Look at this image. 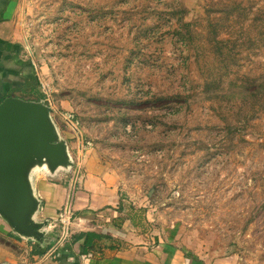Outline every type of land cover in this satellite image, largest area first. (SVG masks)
<instances>
[{
    "label": "rangeland",
    "instance_id": "rangeland-1",
    "mask_svg": "<svg viewBox=\"0 0 264 264\" xmlns=\"http://www.w3.org/2000/svg\"><path fill=\"white\" fill-rule=\"evenodd\" d=\"M0 25V107L42 110L165 242L264 264V0H0Z\"/></svg>",
    "mask_w": 264,
    "mask_h": 264
},
{
    "label": "crops",
    "instance_id": "crops-1",
    "mask_svg": "<svg viewBox=\"0 0 264 264\" xmlns=\"http://www.w3.org/2000/svg\"><path fill=\"white\" fill-rule=\"evenodd\" d=\"M22 71L31 74L18 70L16 78ZM2 76L9 73L0 63ZM4 94L1 83L0 100ZM50 122L44 140L6 145V175L19 193L0 184V264H210L162 240L148 215L138 219L135 210L120 209L119 187L109 181L99 187L89 172L80 178L68 144ZM74 170L68 191L49 183Z\"/></svg>",
    "mask_w": 264,
    "mask_h": 264
},
{
    "label": "water",
    "instance_id": "water-1",
    "mask_svg": "<svg viewBox=\"0 0 264 264\" xmlns=\"http://www.w3.org/2000/svg\"><path fill=\"white\" fill-rule=\"evenodd\" d=\"M39 113L44 112L33 110L14 100L7 101L0 107V184L17 194L19 191L15 182L6 175L5 148L8 143L16 142L19 138L29 143L44 140L45 133L52 131L53 125L47 116ZM57 141L58 139H51L52 144Z\"/></svg>",
    "mask_w": 264,
    "mask_h": 264
},
{
    "label": "trees",
    "instance_id": "trees-1",
    "mask_svg": "<svg viewBox=\"0 0 264 264\" xmlns=\"http://www.w3.org/2000/svg\"><path fill=\"white\" fill-rule=\"evenodd\" d=\"M140 214H142V211H136L137 218L139 217L138 219H142Z\"/></svg>",
    "mask_w": 264,
    "mask_h": 264
},
{
    "label": "bare ground",
    "instance_id": "bare-ground-1",
    "mask_svg": "<svg viewBox=\"0 0 264 264\" xmlns=\"http://www.w3.org/2000/svg\"><path fill=\"white\" fill-rule=\"evenodd\" d=\"M39 115H43L42 113H39Z\"/></svg>",
    "mask_w": 264,
    "mask_h": 264
}]
</instances>
